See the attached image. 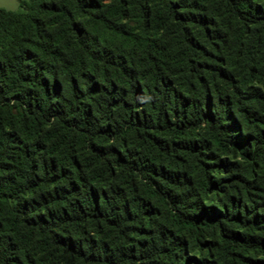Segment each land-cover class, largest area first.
Masks as SVG:
<instances>
[{"label": "trees", "instance_id": "obj_1", "mask_svg": "<svg viewBox=\"0 0 264 264\" xmlns=\"http://www.w3.org/2000/svg\"><path fill=\"white\" fill-rule=\"evenodd\" d=\"M0 264H264V0L0 8Z\"/></svg>", "mask_w": 264, "mask_h": 264}, {"label": "rangeland", "instance_id": "obj_2", "mask_svg": "<svg viewBox=\"0 0 264 264\" xmlns=\"http://www.w3.org/2000/svg\"><path fill=\"white\" fill-rule=\"evenodd\" d=\"M22 0H0V8L18 11Z\"/></svg>", "mask_w": 264, "mask_h": 264}]
</instances>
